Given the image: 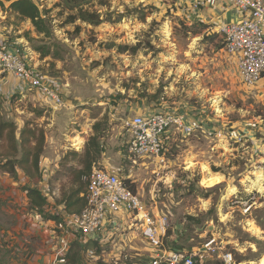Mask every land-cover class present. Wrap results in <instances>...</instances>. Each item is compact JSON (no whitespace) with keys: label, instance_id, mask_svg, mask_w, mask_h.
Listing matches in <instances>:
<instances>
[{"label":"rangeland","instance_id":"obj_1","mask_svg":"<svg viewBox=\"0 0 264 264\" xmlns=\"http://www.w3.org/2000/svg\"><path fill=\"white\" fill-rule=\"evenodd\" d=\"M34 1L48 31L39 33L31 20L10 9V0H0V47L30 52L28 59L40 74L58 82L67 107L52 109L42 94L26 90L0 69V115L15 121L19 131L27 123L46 130L43 176L35 182L48 199L43 213L32 209L23 190L28 182L23 171L14 177L0 169V264L52 262L54 221L46 215L61 216L64 197L81 186V156L72 153H84L97 122L102 153L94 166L106 167L102 160L108 158V165L118 168L144 199L154 203V197L169 217L167 245L198 249L213 234L238 260L262 263L264 237L249 229L253 223L264 231V177L254 185L258 174L264 176V155H256L250 139L213 141L202 133L172 134L167 169L155 173L153 164L130 160L122 128L129 109L159 106L163 100L186 105L192 116L206 113L216 125H231L234 131L264 125V98L241 83L223 37L207 24L187 19L179 0ZM80 9L100 14L101 23L82 20ZM260 133L254 132L253 139ZM76 135L83 146H74L70 137ZM254 196L256 205L248 213L231 202ZM113 238L117 246H101L102 258L95 261L87 254L94 245L76 241L78 264L114 263L124 241L120 234ZM124 246L130 257L123 262L137 251L148 252L140 239L132 244L126 240ZM208 264L222 263L209 258Z\"/></svg>","mask_w":264,"mask_h":264},{"label":"built area","instance_id":"obj_2","mask_svg":"<svg viewBox=\"0 0 264 264\" xmlns=\"http://www.w3.org/2000/svg\"><path fill=\"white\" fill-rule=\"evenodd\" d=\"M179 1L187 19H197L223 37L224 50L236 67L241 83L249 93L264 98V0ZM29 55L30 52H21L17 47H0V69L12 74L26 90L42 94L52 109L67 107L58 82L40 74L28 59ZM190 111L186 105L171 106L164 100L159 106L140 111L129 109V115L122 118V128L128 135L125 145L133 164L142 160L144 164H153L155 173L159 169L166 171L168 144L175 133L186 136L202 133L212 137L213 141L249 142L250 139L256 155H264V125L254 126L251 131L248 127L234 131L231 125H216L206 113L192 116ZM257 131L263 133L253 139L252 134ZM86 180L85 207L80 212L71 213L63 209L61 220L54 221L50 232L54 259L49 264H68L67 255L78 240L87 243L96 240L98 246L87 249V254L92 260H99L102 258L98 253L101 246L108 243L117 246L113 237L118 234L124 241L119 247L122 249L118 248L120 253L114 255V263L106 264H197L209 258L222 264H237L234 252L213 234L206 235L205 242L198 249L167 245L168 214L158 208L154 197V203L144 199L127 183V177L95 166ZM255 200L254 196L231 202L241 204L240 207L248 213L256 205ZM137 239L147 244L148 252L137 251L131 255L130 261L123 262L124 258L130 257L124 254L126 240L132 244Z\"/></svg>","mask_w":264,"mask_h":264},{"label":"trees","instance_id":"obj_3","mask_svg":"<svg viewBox=\"0 0 264 264\" xmlns=\"http://www.w3.org/2000/svg\"><path fill=\"white\" fill-rule=\"evenodd\" d=\"M10 9L24 19H29L39 33L48 31V26L39 5L34 0H10ZM72 9L74 8L71 7ZM77 18L76 16L73 19ZM82 20L98 25L101 23L100 14L90 13L80 9ZM126 50V46H120ZM48 51L44 52V55ZM27 123L20 131L18 125L13 120H6L0 115V169L11 176L18 177L19 171H23L28 182L24 185L23 190L27 193L29 205L32 209L43 213L48 199L44 192L36 186V180L42 178L41 158L43 156L46 144V130L37 124ZM94 133L86 143L85 151L82 154L73 152L74 155L81 156L82 168L78 174V180H83L81 186L64 197L65 210L69 213L80 212L86 205L85 185L86 178L92 172L93 166L97 163L102 153L100 138L102 137L101 123L97 122L93 126ZM18 134H20L18 136ZM95 167V166H94ZM127 183L130 184L127 179ZM131 185V184H130ZM134 189V187L131 185ZM53 221L61 220L62 216L46 215ZM90 242V243H89ZM87 245L98 246L96 240H90ZM74 245V244H73ZM67 255L68 264H78L80 260V249L74 246Z\"/></svg>","mask_w":264,"mask_h":264},{"label":"crops","instance_id":"obj_4","mask_svg":"<svg viewBox=\"0 0 264 264\" xmlns=\"http://www.w3.org/2000/svg\"><path fill=\"white\" fill-rule=\"evenodd\" d=\"M255 127H256V125H255ZM250 131H251V128L249 129ZM76 136H80V135H76ZM75 136H73V137H70V139L72 138H74ZM81 137V136H80ZM71 139V140H72ZM83 141V140H82ZM79 146H83V142H81L80 144H78V145H76V147H79ZM82 148V147H81ZM103 155H105L106 156V152H104L103 151ZM42 163V162H41ZM102 164L104 165V166H106V167H103V168H108V169H110V170H112V171H115V172H119V169L118 168H116V167H114V166H109L108 164H109V160H108V158H106V157H104L103 158V160H102ZM59 164H57V166H58ZM44 167H46V165L44 164H42V168H43V170H44ZM45 171V170H44ZM45 172H47V171H45ZM85 192H86V190H85ZM85 193H82V195H84ZM62 208L63 209H65V205L63 204V206H62ZM236 248V247H235ZM252 248L254 249V250H256V246L254 245V244H252ZM237 251H239L240 250V252L242 253V251H243V249H240V248H237L236 249ZM258 259H260V258H258ZM212 260H214V259H212ZM259 261L260 260H249L248 258H243L242 260H238L237 258H236V263L238 264H259ZM208 262H209V259H204L203 261H201V262H199V263H197V264H208Z\"/></svg>","mask_w":264,"mask_h":264},{"label":"bare ground","instance_id":"obj_5","mask_svg":"<svg viewBox=\"0 0 264 264\" xmlns=\"http://www.w3.org/2000/svg\"><path fill=\"white\" fill-rule=\"evenodd\" d=\"M83 139L80 137V136H75L73 139H72V141H73V143H74V146H76V145H78V144H80L81 142H83L82 141ZM259 175V176H258ZM257 176V180L254 182V185H260L261 184V182H262V178L264 177L263 175H261V174H258ZM249 230H251L255 235H258L259 237L260 236H263L264 237V231L263 230H261L256 224H253V223H251L250 224V229ZM262 263L264 264V256H263V258H262ZM262 263H260L259 262V264H262ZM239 264V263H238Z\"/></svg>","mask_w":264,"mask_h":264}]
</instances>
